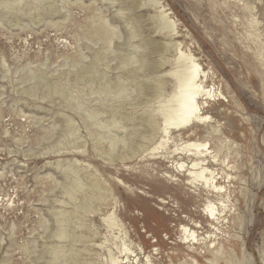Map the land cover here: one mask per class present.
<instances>
[{"label":"rangeland","instance_id":"obj_1","mask_svg":"<svg viewBox=\"0 0 264 264\" xmlns=\"http://www.w3.org/2000/svg\"><path fill=\"white\" fill-rule=\"evenodd\" d=\"M232 1L160 0L168 33L149 0H0V264H264V0ZM178 43L218 93L168 139ZM193 142L233 168L215 226Z\"/></svg>","mask_w":264,"mask_h":264},{"label":"bare ground","instance_id":"obj_2","mask_svg":"<svg viewBox=\"0 0 264 264\" xmlns=\"http://www.w3.org/2000/svg\"><path fill=\"white\" fill-rule=\"evenodd\" d=\"M149 1L158 8L163 29L168 31V33L176 30L175 22L169 18L171 13L163 7L160 0ZM228 1L234 3L232 0ZM254 24L256 26L258 22L255 21ZM180 46L179 43L175 44V50H177L178 55L176 59H174V65L178 69L174 68L175 70L170 73L174 79V89L171 96H169L170 99L167 101L172 104L166 106L167 110L160 109L158 113L162 118L163 137L168 139H170L172 134L186 135L188 129L200 128V126L210 123V121H208V114L206 115V112L203 113L204 109L201 108V102L203 100L207 102L212 98L215 99L218 93L215 82H212L210 86L207 85V76L205 75V70L200 67L199 60L194 59L189 52L188 54L183 52ZM150 68L149 66V69ZM163 143L166 146L168 140ZM161 147H163L162 144L159 147H154L152 152ZM214 153V151H211V147L208 143L197 144L193 142L184 143L180 149H174L170 153L169 158L174 159L175 156L179 158L177 162L171 163L174 165L179 177H187L188 181L186 184L188 186L192 188L199 187L211 193V199L206 202L203 213L206 219L215 226L220 223L221 219L226 218L228 212L226 203L229 199L227 187L218 183V181L224 180L223 184L225 182L226 184H230L232 180L231 174L225 173L224 169L231 170L233 168L229 167V162H226L228 159L227 156L222 158L219 156L220 152L218 154ZM219 166L221 167V174L214 169V167ZM228 180L230 182H228ZM182 231L185 235L191 237L189 242H191L192 245L199 242L195 231H191V229L187 227H182ZM106 264H120V262L116 257H112Z\"/></svg>","mask_w":264,"mask_h":264}]
</instances>
